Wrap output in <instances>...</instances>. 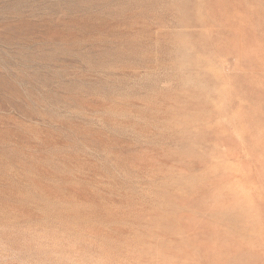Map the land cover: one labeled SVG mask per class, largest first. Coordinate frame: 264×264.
Returning a JSON list of instances; mask_svg holds the SVG:
<instances>
[{"label": "rangeland", "instance_id": "obj_1", "mask_svg": "<svg viewBox=\"0 0 264 264\" xmlns=\"http://www.w3.org/2000/svg\"><path fill=\"white\" fill-rule=\"evenodd\" d=\"M0 264H264V0H0Z\"/></svg>", "mask_w": 264, "mask_h": 264}, {"label": "bare ground", "instance_id": "obj_2", "mask_svg": "<svg viewBox=\"0 0 264 264\" xmlns=\"http://www.w3.org/2000/svg\"><path fill=\"white\" fill-rule=\"evenodd\" d=\"M218 256H219V258L224 256L223 253H222V250H221V253H219ZM224 258H225V257H224Z\"/></svg>", "mask_w": 264, "mask_h": 264}]
</instances>
